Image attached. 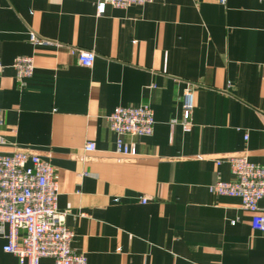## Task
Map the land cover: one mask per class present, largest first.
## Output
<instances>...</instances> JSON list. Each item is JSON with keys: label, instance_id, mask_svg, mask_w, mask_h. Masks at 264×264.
I'll return each instance as SVG.
<instances>
[{"label": "crops", "instance_id": "crops-1", "mask_svg": "<svg viewBox=\"0 0 264 264\" xmlns=\"http://www.w3.org/2000/svg\"><path fill=\"white\" fill-rule=\"evenodd\" d=\"M30 32L55 44H34ZM56 43L94 51L92 66ZM18 55L34 57L23 82ZM0 59V153L53 165L58 208L86 264H264L251 212L208 190L233 179L228 156L264 164V0H153L102 13L91 0H0ZM139 104L153 110V133L124 135L135 152L119 154L107 115ZM6 242L0 235V264H20Z\"/></svg>", "mask_w": 264, "mask_h": 264}, {"label": "built area", "instance_id": "built-area-1", "mask_svg": "<svg viewBox=\"0 0 264 264\" xmlns=\"http://www.w3.org/2000/svg\"><path fill=\"white\" fill-rule=\"evenodd\" d=\"M99 13L106 6L127 9L142 6L153 0H91ZM224 3L225 0H220ZM34 44H55L29 33ZM64 46L76 56L79 65L91 67L95 52L70 45ZM0 59V76L4 70ZM13 67L18 81L31 77L35 70L32 55H18ZM183 127L188 129V120L194 106L193 85L189 84L182 92ZM108 126L116 135L115 152L134 154V148L124 142L126 134L148 136L153 133L154 113L147 104L135 106H115L107 115ZM3 112L0 108V124ZM174 123V120L172 121ZM5 140L0 135V145ZM94 142L84 145L85 151H93ZM233 179H218L208 186L217 195L238 197L241 206L251 212V227L264 233V210L258 201L264 198V164L250 161L244 155L226 157ZM58 187L55 169L51 163L38 154L25 150L0 153V235L7 239L4 251L14 254L20 264H41L44 257H51L55 264H86L84 253L72 247L74 232L64 223V212L58 208ZM146 202V198H141ZM23 232V233H22Z\"/></svg>", "mask_w": 264, "mask_h": 264}]
</instances>
